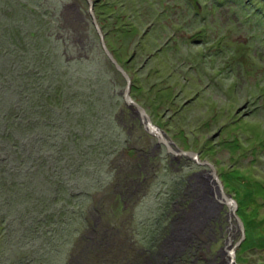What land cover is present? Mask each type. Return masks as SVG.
Instances as JSON below:
<instances>
[{
    "label": "rangeland",
    "instance_id": "obj_1",
    "mask_svg": "<svg viewBox=\"0 0 264 264\" xmlns=\"http://www.w3.org/2000/svg\"><path fill=\"white\" fill-rule=\"evenodd\" d=\"M217 4L93 6L132 97L194 158L126 103L88 0H0V264H138L175 220L173 264H264V32ZM203 173L235 212L196 211L201 183L187 181Z\"/></svg>",
    "mask_w": 264,
    "mask_h": 264
},
{
    "label": "flooded vegetation",
    "instance_id": "obj_2",
    "mask_svg": "<svg viewBox=\"0 0 264 264\" xmlns=\"http://www.w3.org/2000/svg\"><path fill=\"white\" fill-rule=\"evenodd\" d=\"M70 9L73 10L72 8L77 9V7H73L71 5H66L65 9ZM78 10V9H77ZM171 148L173 149L174 146L177 147V145L175 144V142L172 141L171 139V144H170ZM158 144L156 145V148L159 149ZM169 149V148H168ZM171 152V151H169ZM176 155V153H174ZM182 155V154H180ZM208 173V172H207ZM210 178H209V177ZM201 177H205V182L199 181ZM207 177V178H206ZM212 179L215 180V183L212 182ZM217 178L213 175V174H206L203 173L202 175H198L194 174L192 177L190 176V178H188V183L187 185H189L190 187H188V189L190 188V193L193 192V190L197 189V182L201 183V191L199 194V199L200 202L198 204H196V211H198L197 209L202 207V205H204V203L202 201H206L209 202V206H210V211H214L215 208L218 206V204H229L228 200L223 196L222 194V189L219 185V182ZM194 183V184H193ZM186 185V186H187ZM229 197H231L229 194H227ZM209 206H207V209L209 210ZM182 216V214H181ZM181 216L179 217L180 219ZM192 216H195L194 214ZM196 217V216H195ZM197 218V217H196ZM188 223L190 224V228L192 227V225L194 224L195 228V219H192L191 217H189L188 219ZM191 222V223H190ZM177 222L175 220L174 223L171 222L169 224L168 227V231L166 236L162 237V239H160L161 242H159L158 245V250L157 251H151L149 250V253L146 254V252L142 253L144 260H142L141 262H138V264H173V262L177 259H184V255L181 253V251L176 250L178 248L179 242L176 241H180L178 239H180L181 237V233L183 231V229H181V225L178 226L176 229L175 227L177 226ZM229 229V228H228ZM238 229V228H237ZM179 230H181V233H179ZM178 233L180 234V237L178 236ZM236 234V230L234 231V233H232V235ZM232 242V238L231 235L228 238V243ZM187 246V245H186Z\"/></svg>",
    "mask_w": 264,
    "mask_h": 264
},
{
    "label": "water",
    "instance_id": "obj_3",
    "mask_svg": "<svg viewBox=\"0 0 264 264\" xmlns=\"http://www.w3.org/2000/svg\"><path fill=\"white\" fill-rule=\"evenodd\" d=\"M89 3H90V7H91V13H92V16H93V23L96 27V30L100 36V40H101V45L105 51V53L107 54V56L109 57V59L113 62V64L115 65V67L117 68V70L124 76V78L126 79V87H125V90H124V100L126 101V103L130 106H134L135 107V111L140 115L144 125L146 126L147 130L155 135H157L159 137V139L165 143L168 148H169V151L173 152V153H176L177 155H180V154H184L186 156H190V157H194L196 158V154L193 152V151H185V150H179L178 151H174L170 144L168 143V141L166 140L165 136H164V133H163V130L157 125L155 124L153 121H152V118L150 116V114L147 112V110L142 106L140 105L136 100H134V98L132 97L131 95V89H132V78L131 76L129 75V73L126 71V69L118 62V60L116 59V57L111 53V51L109 50L108 46H107V43H106V40H105V34L100 26V24L98 23L97 21V18H96V15L93 11V6H94V0H88ZM205 164H208L209 166H211V168H213V173L215 174V168L212 164L206 162ZM216 176V174H215ZM218 182H219V185L222 189V194L223 196L228 200L229 204H231L233 206V212H235L238 208V204L236 202V200H234L232 197H229L225 191H224V187L223 185L221 184V181L218 179ZM237 216V215H235ZM237 221H238V224H239V228L242 232V237L241 239L235 244V246H238L241 244V242L246 238V233H245V226H244V223L243 221L241 220V218L239 216H237ZM234 246V247H235ZM231 255H232V261L234 262V259H235V249L233 248L232 251H231Z\"/></svg>",
    "mask_w": 264,
    "mask_h": 264
},
{
    "label": "trees",
    "instance_id": "obj_4",
    "mask_svg": "<svg viewBox=\"0 0 264 264\" xmlns=\"http://www.w3.org/2000/svg\"><path fill=\"white\" fill-rule=\"evenodd\" d=\"M217 1H220V3H222V6H224L226 4V2H233L234 6H235L234 9L237 12V14H239L241 19L243 20L242 21L243 24L250 22L252 24V27H251L252 30L253 29H256V30L262 29V33L264 32V10L261 7H258L256 5V3L255 4L252 2L249 3V2H246L245 0H217ZM217 1L214 2L212 0L214 7L221 8V6L217 4ZM211 13L214 16L213 12H211ZM23 15H24V12H22V16ZM197 15L198 14L196 13V16ZM204 15H205V18L203 19V22L205 23V21H207V24H209L208 22L211 21L210 19L209 20L207 19L210 17L209 13L208 14L205 13ZM206 16H207V18H206ZM18 20H20V17L18 18ZM38 20H40V19H36L34 23L38 24ZM39 22H40V24H38V26H39V28L42 29L43 26L41 25V20ZM240 25H242V24H240ZM250 32H252V31H250ZM237 65L241 66V68L243 69L242 64L240 62ZM239 71H242V70L239 69ZM263 80H264V78H263Z\"/></svg>",
    "mask_w": 264,
    "mask_h": 264
}]
</instances>
